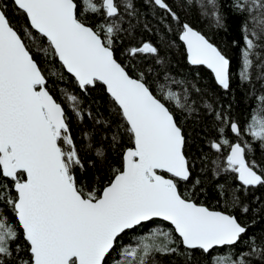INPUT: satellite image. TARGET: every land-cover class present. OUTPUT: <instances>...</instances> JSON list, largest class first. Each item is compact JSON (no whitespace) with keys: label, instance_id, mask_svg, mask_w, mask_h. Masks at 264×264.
Segmentation results:
<instances>
[{"label":"snow or ice","instance_id":"6c2138e0","mask_svg":"<svg viewBox=\"0 0 264 264\" xmlns=\"http://www.w3.org/2000/svg\"><path fill=\"white\" fill-rule=\"evenodd\" d=\"M146 2L161 10L162 22L169 21L166 31L175 32V40L162 34L159 43L171 48L182 42L187 63L206 67L230 93L232 61L180 15L196 4L217 29H226L219 0H172L176 10L168 0ZM229 6L248 14L241 25L240 85L252 84L254 71L264 80V43L257 42L264 41V0H232ZM11 16L22 22L14 23ZM11 16L7 0H0V264H155L156 254L181 258L184 264H253L255 258L264 264V235H250L249 225L227 208L211 210L182 192L193 165L187 134L176 119L177 111L210 117L217 133L210 148L220 154L211 163L217 175L231 173L239 181L234 191L219 185V195L228 197V207H237V191L264 187V167L251 155L252 142L264 155V93L245 127L222 106L217 110L205 103L201 114L193 94L202 97L203 90L194 79L172 75L152 42L127 47L128 63H121L115 48L123 36L132 37V20L139 23L135 0H11ZM250 23L255 30L250 31ZM33 50L46 63L58 62L59 70L55 63L42 68ZM64 72L85 96L103 88L120 119L115 124L100 119L98 110L94 114L67 90L59 102L49 78L63 80ZM66 107L80 122L87 117L103 125L109 148L118 151L123 135L131 141L120 167L110 168L112 175L100 189L86 190L82 183L87 168L81 152L94 155L87 165L95 169L107 163L105 147L96 146L89 131L83 133L86 142L77 145ZM157 222H167L168 229H153ZM142 229L148 234L124 243Z\"/></svg>","mask_w":264,"mask_h":264},{"label":"trees","instance_id":"16d2710c","mask_svg":"<svg viewBox=\"0 0 264 264\" xmlns=\"http://www.w3.org/2000/svg\"><path fill=\"white\" fill-rule=\"evenodd\" d=\"M9 3V15L11 16V0H7ZM172 4L174 10L175 5L172 0H168ZM232 0H219L220 11L225 17L224 23L226 29H217L214 25V21L211 16H202L200 14L199 6L194 4L188 9V14L180 12L181 18L190 23L193 28L201 31L207 38L214 44L220 47L225 54L232 61V72H233V84L232 91L226 93L222 90L215 82L214 76L210 70L204 66H191L186 61V51L182 42L176 41L175 45L169 48L166 44L159 43L161 35H167L172 40H175V32H167L166 26L169 21H161V10L157 7L149 4L146 0H135L136 6L140 11L139 23L136 19L132 20V23L136 25L135 31L132 37L129 38L127 35L122 37V42H118L115 48V54L117 59L121 63H128L125 59L124 50L130 45H139L141 41L152 42L160 49V55L165 59V67L168 68L170 73L176 76L178 79L187 77L188 79H194L196 86L203 90V95L198 96L193 94V98L197 99L200 107L201 114L207 110L204 107L205 103L212 104L217 110H220V106L227 110L228 115L232 121L239 122L242 126H247L251 122V116L254 110L258 109V96L264 93V80L256 79V71L253 72L252 84L240 85V81L236 76L237 67L240 62L241 49L244 46L243 34L241 32L242 22L247 18V13L238 14L232 10L229 6ZM14 23L22 22L21 17L11 16ZM148 25V29L144 28V24ZM173 29L176 28L175 22H171ZM250 31L255 30L253 23L249 24ZM255 39V37H253ZM236 41L234 44L233 41ZM258 43H264V41H257ZM43 44V41H40ZM46 46V45H45ZM260 51V49H257ZM34 58L38 61L42 68L47 69L50 65L55 63V67L59 70L60 66L58 62H54L49 59L46 63L45 58L42 54H38L33 50ZM264 56V53H262ZM148 63L151 65L153 61L149 60ZM259 61L254 60V64H258ZM131 68V65H130ZM135 74V70L133 69ZM64 79L60 80L56 77L49 78V85L51 93L61 103L64 102L62 90L75 93L84 100V106H90L93 113H97L99 118L104 120H111L114 124L120 118L112 111V106L109 103V97L104 92L103 88L90 91L88 96H85L80 89L76 86L74 79L64 72ZM152 79L151 76L148 77ZM239 85V86H238ZM255 88L256 94H252V90ZM231 105L229 108L228 106ZM67 115L69 116V125L73 138L76 140L78 146L83 145L86 141L83 138V133L89 131L93 135V141L96 146H100L101 143L105 147L107 153V163L98 164L93 169L88 167L87 161L95 159L92 154H85L81 152L84 157L85 166L87 171L82 175V183L88 188L100 189L108 182V177L112 175L110 168L120 167L121 156L123 150L127 147H131V141L127 135H123L119 150H114L108 147V141L103 140V136L109 134L103 125H94L91 119L87 117L83 122L77 120L73 113L67 109ZM177 121L183 125L184 131L188 137L187 154L191 161L192 167V178L187 184L181 185L182 192L192 195V198L198 203L209 207L212 210L223 211L227 208L228 212L232 215H236L241 219L242 222H246L249 225V234H254L258 239L264 235V187L256 186L251 190H240L236 192V195L240 198V205L237 207H228L225 200L227 196L221 197L219 195V185H225L227 189L235 190L239 185V181L234 179V174L220 172L217 173L216 166L211 163L217 159L215 149L210 148V142L216 139L217 133L212 131L210 128V117L204 116L201 120L196 116H188L181 112H176ZM244 140L247 142L250 137L245 135ZM252 147L255 149L254 156L256 162L264 167V155H262L256 142H252ZM227 155V150L224 151L223 155L220 156L223 162L224 157ZM224 164H221L223 167ZM199 180L200 183L196 184L195 181ZM195 185V187H193ZM247 206L249 208L248 213H243L241 208ZM10 215V213H9ZM255 221V223H253ZM153 229L159 227L167 230L169 225L167 222L154 223L151 225ZM148 234L147 229H142L130 236L125 240L124 243H134L136 237H140ZM247 250V249H245ZM221 252H225V249H221ZM155 264H184L183 259L175 256H165L156 254L153 258ZM258 258H255L253 264H257Z\"/></svg>","mask_w":264,"mask_h":264},{"label":"water","instance_id":"95a60500","mask_svg":"<svg viewBox=\"0 0 264 264\" xmlns=\"http://www.w3.org/2000/svg\"><path fill=\"white\" fill-rule=\"evenodd\" d=\"M195 29V28H194ZM197 30V29H196ZM212 210V209H211Z\"/></svg>","mask_w":264,"mask_h":264}]
</instances>
